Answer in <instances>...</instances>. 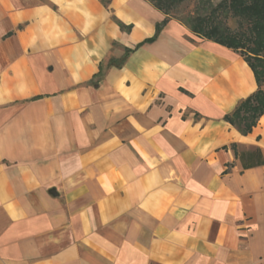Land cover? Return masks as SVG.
I'll use <instances>...</instances> for the list:
<instances>
[{
    "label": "crops",
    "instance_id": "1",
    "mask_svg": "<svg viewBox=\"0 0 264 264\" xmlns=\"http://www.w3.org/2000/svg\"><path fill=\"white\" fill-rule=\"evenodd\" d=\"M165 17L0 0V264H264L253 71L170 16L135 48Z\"/></svg>",
    "mask_w": 264,
    "mask_h": 264
},
{
    "label": "trees",
    "instance_id": "2",
    "mask_svg": "<svg viewBox=\"0 0 264 264\" xmlns=\"http://www.w3.org/2000/svg\"><path fill=\"white\" fill-rule=\"evenodd\" d=\"M166 17L155 26V34L142 42L153 41L169 17V11L183 0H149ZM107 4L108 0H102ZM234 16L242 17L248 23V34L231 32L211 15H197L192 19L190 30L197 36L211 39L237 50L253 71L256 90L241 100L235 109L225 115V120L240 132L247 133L264 113V0H221ZM130 49H125L129 51Z\"/></svg>",
    "mask_w": 264,
    "mask_h": 264
},
{
    "label": "rangeland",
    "instance_id": "3",
    "mask_svg": "<svg viewBox=\"0 0 264 264\" xmlns=\"http://www.w3.org/2000/svg\"><path fill=\"white\" fill-rule=\"evenodd\" d=\"M221 0H183L176 4L169 16L190 27L192 19L197 15H211L215 22L221 23L231 32H244L248 34V23L242 17L234 16L224 5H219ZM192 21V22H191Z\"/></svg>",
    "mask_w": 264,
    "mask_h": 264
}]
</instances>
